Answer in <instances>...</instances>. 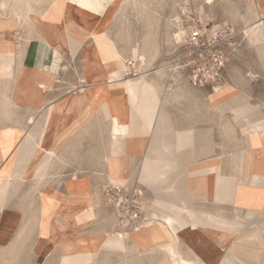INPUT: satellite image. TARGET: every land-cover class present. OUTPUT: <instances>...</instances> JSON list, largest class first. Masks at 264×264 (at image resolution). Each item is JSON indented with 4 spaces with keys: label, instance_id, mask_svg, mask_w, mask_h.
<instances>
[{
    "label": "crops",
    "instance_id": "crops-1",
    "mask_svg": "<svg viewBox=\"0 0 264 264\" xmlns=\"http://www.w3.org/2000/svg\"><path fill=\"white\" fill-rule=\"evenodd\" d=\"M53 2L60 5L3 15L13 22L0 16V31H7L8 39L0 48L7 53L0 63L5 68L0 71V264H228L223 259L233 245L237 256L244 255L245 245L253 250L256 246L243 242L245 233L260 230L264 221L261 215L247 221L244 216L248 208L264 209L254 204L264 191L249 186L264 183L255 175L264 156V150L257 152L264 132L255 127L248 141L229 139L228 126L247 129L259 122L246 114L237 117L225 102L229 92L205 90L183 78L170 92H162L163 80L162 86L157 82V93L148 83L119 80L114 63L119 75L123 64L105 28L85 34L77 27L82 20L103 19L116 0ZM69 8L74 18L67 17ZM23 20L30 21L24 33ZM21 37L20 63L8 60ZM92 44L106 78L90 81L84 75L85 91L65 92V82H76L63 73L65 63L84 71ZM237 101L232 108L247 113L243 97ZM252 139H259L254 146ZM137 177L142 225L148 228L125 236L102 188L119 181L135 186L123 180ZM176 178L181 188L175 191L159 186ZM245 192L252 208L235 202ZM196 213L211 222L193 217ZM235 221L238 228L232 230Z\"/></svg>",
    "mask_w": 264,
    "mask_h": 264
},
{
    "label": "rangeland",
    "instance_id": "rangeland-1",
    "mask_svg": "<svg viewBox=\"0 0 264 264\" xmlns=\"http://www.w3.org/2000/svg\"><path fill=\"white\" fill-rule=\"evenodd\" d=\"M52 1L53 0H24L23 5L22 2L18 4L16 0H6L5 2H0V16L7 13L10 14L13 11H21L22 8L24 10L32 8L33 11L37 13L45 10L48 6L52 9L55 5H60V3L57 2L51 3ZM250 14L252 15L250 16ZM113 16H115V18L111 21ZM188 16L201 17L203 20L209 21L211 25L228 23L234 26L239 32L240 45L229 55V59L222 70V79L220 83L215 86L207 85L201 87L209 91L229 92L230 98L225 102H229L231 106H229V108H231L232 112L236 113L237 117L246 114V118H254V120H257L256 122H259L250 125L247 129H243L236 124H230L228 126L229 139L238 138L240 140L246 138L248 141L251 131L259 125H264V113L259 115V110L261 108L264 109V63L259 53V49L264 47V32L256 41L250 40L249 36V29L251 27L260 29L262 26L261 24L263 23L264 25V0H116L103 19L91 21L82 20L83 25L77 27L85 32V34H92L98 29L105 28L106 36L113 42L115 49L120 55L122 64L126 57L135 60V66L132 69L134 75L122 76L124 70L122 66L121 75L118 76L119 80L122 79L124 82L129 81L130 83L133 81L148 83L155 87L156 93L157 87L155 84H157V82L161 83L163 80L164 87H161L162 92H170L179 89L181 84L176 83L178 78H183L189 83L184 73L180 70L171 71L170 69V63L179 55V48L175 46L174 41L179 35L178 30L182 31L185 29ZM67 17L74 18L71 10L68 11ZM1 18L4 21L11 22H13L14 19L13 17L6 18L4 16ZM29 23V20H23L21 27L22 33H24L25 29H29ZM70 23L72 24V19ZM38 32H41L44 38H47L48 33L46 30L41 29L38 30ZM6 34L7 31H0V48L3 42L8 40L5 37ZM56 36L57 44L60 46L64 45L65 40L62 39V30L58 29ZM90 39L91 38H88V40ZM19 41L20 42L16 44L15 52L9 54L8 59L18 63H20L21 50L25 39L21 37ZM132 47L133 55L131 52ZM86 50L87 54L91 57L85 60L84 71L82 69V72H79L77 67L75 68V66L71 64V66H68L65 63L63 73L70 72L76 80V82L70 84L68 82H62L64 83L65 92L85 91L88 88V83L87 81L85 82L84 75H86L90 81L106 78L95 45L92 44L88 46ZM101 51L102 54L104 53L103 59L106 60L107 56L105 55V50ZM69 53L70 59L74 58L72 56L74 51H69ZM6 55L7 53L2 52V49H0V63L6 60ZM78 55L79 54L76 53L75 58H77ZM4 69L5 68L1 67L0 71L3 72ZM150 80L154 83H149ZM160 85L162 86V83ZM6 88L8 89V84H6ZM238 97H243V104L249 109L247 113L245 111L241 113V111H235V109L232 108L233 104L238 102ZM214 102H219V100L215 99ZM5 105L8 106V100L5 101ZM253 112L256 113L253 114ZM263 132V126H261L258 133L263 134ZM252 134L255 135L256 133ZM258 140L259 139H252V146L257 144ZM263 150L264 146L258 149L257 152ZM259 158L261 159L260 162H262L260 164L264 165V156H260ZM256 174L257 173H255V175ZM261 179L264 181V176H262ZM230 180L236 182V179L233 177H230ZM123 181L134 184L138 190L141 191L140 178L137 177L135 179H126ZM249 186H255L264 191L263 182L258 183L257 181H253ZM239 188L245 187L241 186ZM243 195L245 198H243ZM238 196L239 195H237L235 199L236 203L243 202L246 206L252 208L249 203L252 201L249 192L243 193L241 195L242 199H239ZM256 202L257 203L254 202V204L263 207L264 193L261 194L260 199H257ZM247 210L254 211L250 208ZM261 212H263L261 215L264 218V209ZM235 213L236 212H232V214ZM246 213L247 211L245 212V216ZM199 214L200 213L193 217L199 218ZM204 216L205 215H203V218ZM254 217H256V214L250 216V219Z\"/></svg>",
    "mask_w": 264,
    "mask_h": 264
},
{
    "label": "built area",
    "instance_id": "built-area-1",
    "mask_svg": "<svg viewBox=\"0 0 264 264\" xmlns=\"http://www.w3.org/2000/svg\"><path fill=\"white\" fill-rule=\"evenodd\" d=\"M175 46L179 55L170 63L171 71H181L196 87L215 86L222 79V70L240 45L238 30L228 23L211 25L201 17H187L185 29L178 30ZM133 58L123 61V75H134ZM107 202L114 208L117 224L123 235L142 226L141 191L126 183L109 182L102 188Z\"/></svg>",
    "mask_w": 264,
    "mask_h": 264
},
{
    "label": "bare ground",
    "instance_id": "bare-ground-1",
    "mask_svg": "<svg viewBox=\"0 0 264 264\" xmlns=\"http://www.w3.org/2000/svg\"><path fill=\"white\" fill-rule=\"evenodd\" d=\"M5 6V5H4ZM6 7V6H5ZM70 10V8H69ZM252 14H250L251 16ZM248 19V18H247ZM70 22V21H69ZM263 30L260 28V29H256L254 27H251L249 29V36H250V40H254L256 41L259 36H261L263 34ZM85 33V32H84ZM260 53V56L262 58V60L264 61V50H260L259 51ZM119 63L115 64L114 63V73H113V76H119V66H118ZM42 88V87H41ZM98 92V90L96 91ZM104 107L106 108L107 106L104 104L103 105V109ZM235 109V108H234ZM247 109V108H246ZM106 110V109H105ZM105 112V111H104ZM261 126H257V130L256 131H259V128ZM118 167L122 166L123 164H121L120 162H118ZM249 166H252V163H249ZM248 171H250L249 168H247ZM256 170H257V174H260L262 176H264V165L261 164V166L258 164L256 166ZM256 174V175H257ZM143 173L141 172V177H143ZM146 178V177H145ZM166 180V179H165ZM160 181L159 182V186L161 187V189L165 190V189H170V190H177L179 188H181V179L179 178H176L171 184L167 185L166 184V181ZM115 181H119L118 179H116ZM153 182L155 181V179L152 180ZM115 183H120V182H115ZM175 199H179L180 197L177 196L176 194L174 195ZM180 201V200H179ZM241 214V213H240ZM256 214V216H259L261 215L262 213L261 212H254L252 210H249L247 213H246V216H244V220L247 221V220H250V216H254ZM203 216V215H202ZM205 223L207 222H211L212 218L211 217H206L205 216ZM261 218L262 220L264 221V218L263 216L261 215ZM151 221V220H150ZM232 225V226H231ZM146 226V227H145ZM145 226H141L140 228L136 229V230H133L132 233L134 232H140V231H144L146 230L148 227H147V223L145 224ZM231 228L230 229H234L236 230L238 228V222L235 221L233 222V224H230ZM229 231V230H228ZM243 242L244 244H252L254 246H256L253 250H248L244 247H240V249H244V255L243 254H239V256H237L235 254V249L237 250L238 249V246H232V251H230L227 255H225V259H223L224 263H228V264H264V226L262 228H260V230L258 229V227H253L252 229L246 231L245 233V237L243 239ZM132 247H135V246H132ZM135 249V248H134ZM136 250V249H135ZM236 256V257H235ZM167 259V258H166ZM165 261V260H164ZM163 261V262H164ZM222 260L220 261L219 264H221ZM168 263V262H167ZM163 264H166V263H163Z\"/></svg>",
    "mask_w": 264,
    "mask_h": 264
}]
</instances>
